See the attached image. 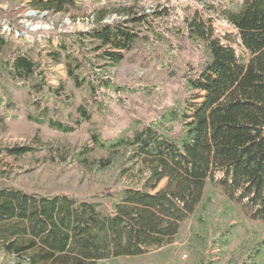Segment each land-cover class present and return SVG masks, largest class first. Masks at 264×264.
Segmentation results:
<instances>
[{
    "label": "trees",
    "instance_id": "16d2710c",
    "mask_svg": "<svg viewBox=\"0 0 264 264\" xmlns=\"http://www.w3.org/2000/svg\"><path fill=\"white\" fill-rule=\"evenodd\" d=\"M24 1L41 12L80 6V0ZM152 16L131 14L87 31L61 34L51 56L63 63L76 88L99 101L103 88L115 90L117 84L91 68L82 48L86 42L93 44V51L104 48L99 56L115 65L142 29H151ZM224 18L228 29L223 31L197 12L185 20L188 37L205 54L199 70L185 76L188 89L196 92L186 109L167 111L131 135L102 139L92 134L94 147L126 151L130 164L121 170L127 177L124 184L106 188L98 201L0 185L1 252L11 255L15 264H104L143 254L172 242L181 223L202 202L207 180L251 219L264 222V0H243L240 10L227 11ZM5 43L0 36V51ZM1 67L15 82L40 73L38 63L19 47ZM85 68L89 75L83 74ZM35 86L45 102L36 103L27 115L30 121L69 133L90 119L83 104L63 113L72 109L74 99L71 93H60L62 84L54 87L43 80ZM173 121L181 124L178 135L164 127ZM37 149L19 145L0 151L21 155ZM90 150L85 147L79 153L85 156Z\"/></svg>",
    "mask_w": 264,
    "mask_h": 264
},
{
    "label": "rangeland",
    "instance_id": "374dc122",
    "mask_svg": "<svg viewBox=\"0 0 264 264\" xmlns=\"http://www.w3.org/2000/svg\"><path fill=\"white\" fill-rule=\"evenodd\" d=\"M243 0H80L79 7L67 11H37L24 0H0V36L6 43L0 51V149L36 145L37 150L21 155L0 151V185L40 194L69 193L98 201L108 187H118L126 178L121 170L130 164L126 151L93 146L92 134L102 139L131 135L143 125L155 123L167 111H182L196 93L186 86L185 76L199 70L205 60L202 48L185 30V20L194 12L211 18L216 31L228 29L227 11L240 10ZM153 15L151 29L124 52L123 59L105 64L93 44L82 48L91 58V68L109 77L117 88H103L93 101L67 77L63 63L51 52L62 35L87 31L98 23L122 20L131 14ZM19 47L39 65L40 73L24 82L13 81L1 63ZM78 51L76 50L75 53ZM90 70L85 68L84 75ZM71 93L74 104L63 113L83 104L91 112L74 131L62 133L30 121L27 115L36 103L45 102L37 83ZM197 102V100H192ZM47 104L52 106V102ZM53 107V106H52ZM189 113V110H187ZM178 135L181 124L164 122ZM85 147L91 150L81 156ZM62 156L66 159L62 160ZM80 157V158H79ZM106 162V166L97 160ZM134 171V170H132ZM162 181L158 187L162 186ZM104 264H264V222L251 219L220 188L208 180L202 202L184 220L172 242L151 247L136 256L104 260ZM0 264H15L11 255L0 251Z\"/></svg>",
    "mask_w": 264,
    "mask_h": 264
}]
</instances>
